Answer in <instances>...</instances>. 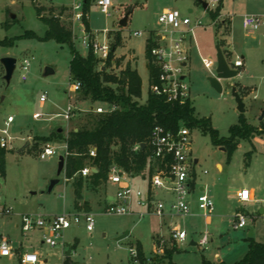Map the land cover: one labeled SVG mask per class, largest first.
<instances>
[{
	"label": "rangeland",
	"instance_id": "374dc122",
	"mask_svg": "<svg viewBox=\"0 0 264 264\" xmlns=\"http://www.w3.org/2000/svg\"><path fill=\"white\" fill-rule=\"evenodd\" d=\"M81 1L0 0V40L6 42L25 31L42 37L46 27L37 18L33 7L42 8L45 17L55 16L65 8L60 20L66 25L72 23L74 49L86 57L87 50L80 43L79 25L72 19V5ZM219 4V15L211 18L210 15ZM129 9L132 11L126 26L120 27L119 22ZM165 9L177 10L191 22L192 33L184 41L189 52L183 74L190 89V103L195 116L210 119L211 126L223 138L229 137L230 128L238 124L241 116L252 130L262 132L264 117L261 121L259 117L264 111V39L258 34H246L241 22L245 15H264V0H221L206 10L202 8L200 0H111L108 15L101 14L90 0L86 15L87 31H109L107 36L113 47L111 66L107 67L106 73L118 76L126 62H129L141 80V97L136 101L140 105L145 104L148 95L145 43L161 29L157 18ZM188 9L192 12L189 13ZM6 20H12L7 29L4 27ZM137 31L142 32L141 37L133 36ZM218 44L230 69H234L237 57L244 58V66L235 69L238 74L234 78L220 80L221 93L216 92L208 81V78L215 76ZM2 57L15 58L16 65L10 83L6 86L4 69L0 64V131L6 129L4 122L7 117H13V122L7 128L11 139L6 149L5 176L0 179V193L11 215L0 217V234L9 239L15 250H18L22 241L25 251L37 252L42 258L48 259L47 264H61V259L65 258V252L70 248H73L70 259L74 264H136L130 255V248L140 244L145 264H151L154 260L156 262L153 264L160 263L164 251L168 249L176 251L172 255L174 264H201L202 258L212 263H218L215 261L219 260L232 264L245 255L250 230L253 232V241L264 243V219L260 216L254 218L263 206L258 200L264 199V136L249 132V136L238 141L237 148L228 160L225 148L214 146L209 136L200 129H189L192 157L199 160L194 168L197 185L191 197L189 215L160 218L145 214L138 218L106 214L104 208L112 200V195L104 199L107 189L103 186L93 191L84 189L82 192L83 199L89 201L93 208L94 228L91 233L82 224L72 225L63 232L60 244L52 249L40 243L41 233L37 231L26 234L24 238L16 227L21 215L75 213L71 180L67 181L63 172L57 175L58 158L64 156L65 143L64 140L56 139L55 135L61 134L64 139L73 129L91 128L93 116L88 114V110L97 104L83 100L78 92H70L71 55L67 46L58 45L52 40L21 38L15 40L12 46H0V59ZM202 58L212 61L209 70L204 67ZM25 59L29 61V68L25 81H21V65ZM116 62L121 63L116 66ZM46 69L52 73L45 75ZM232 89L243 99V114L236 109ZM41 95L46 97L43 104L39 102ZM69 107L75 108L72 111L74 116L66 120L60 114ZM36 113L40 117L35 120L33 115ZM58 129L62 131L58 133ZM26 142L28 146L21 150ZM46 144L56 150V155L41 160L39 154ZM246 153H250L249 160L245 157ZM216 163L221 164L222 168L218 166L217 170ZM55 179L59 183L47 192L50 181ZM132 185L144 191L147 180L135 179ZM199 187L204 189L203 192L214 204L209 220L196 204ZM240 189L253 190L255 201L240 204L235 197V192ZM166 198L163 194L158 196V199ZM238 210L244 211L249 218L244 229L233 230L230 221ZM137 212L146 213L143 209ZM171 224L179 226L186 233V240L182 244L175 245L170 241ZM125 233L127 236L116 241ZM156 237L164 239V242L160 246L162 252L157 250L155 254ZM202 238L207 240L204 245L199 244ZM191 243L195 246H191ZM0 264L20 263L17 256H13L0 258Z\"/></svg>",
	"mask_w": 264,
	"mask_h": 264
},
{
	"label": "built area",
	"instance_id": "2783aa9c",
	"mask_svg": "<svg viewBox=\"0 0 264 264\" xmlns=\"http://www.w3.org/2000/svg\"><path fill=\"white\" fill-rule=\"evenodd\" d=\"M221 0H200V4L205 3L207 8L217 5ZM93 4L103 15H108L111 0H94ZM72 19L79 25L81 46L92 51L98 61V68L103 70L107 62L111 46L109 44V31L101 32L87 31L82 22V1L72 5ZM160 30L149 37L153 43L150 49L152 64L157 67V77L155 83H150L148 79V92L160 96L168 103L183 105L190 103V89L185 81L183 71L187 68L188 50L184 47L187 35L192 33L190 20L182 16L179 11L170 9L162 12L157 18ZM242 29L246 34H258L264 39V15H245L242 17ZM134 37H141L142 32L133 33ZM148 38V39H149ZM206 69H210L212 61L202 59ZM243 67V61L237 58L232 70ZM29 68V61L23 60L21 65V81H25L26 73ZM80 89L79 83L71 85L70 92L76 93ZM46 100L45 95L39 98L40 104ZM75 108L69 107L60 115L66 120H70L72 111ZM116 109L115 106L104 107L101 105L91 106L88 111L94 114L110 113ZM39 114H34L33 119H39ZM13 122V117L9 116L4 122L6 129L0 131V148L8 149L10 137L7 133L9 124ZM141 145V144H140ZM135 145L133 151L141 148ZM149 157L143 173L139 176H131L116 165L109 167L105 187L114 188L113 199L105 205L104 212L115 216H135L142 218L145 214L155 215L163 218L166 215H189L191 197L196 190V173L198 165L192 157V138L191 131L184 125H180L177 131L167 130L162 126L156 125L150 132L148 139ZM66 150V149H65ZM64 151V155H65ZM56 155V150L49 144L44 145L39 154L41 160L50 159ZM89 156L95 157V149L89 150ZM95 170L86 166L78 174L82 178H87ZM147 180V188L141 191L132 185V180ZM159 194L167 196L166 199H158ZM171 198V200H169ZM235 197L240 204H247L255 201L254 195L247 189H240ZM263 204L260 208L262 214L255 213V217L264 219V199L258 200ZM198 210L209 219L214 211L212 199L203 191L196 195ZM145 210L146 213H139L137 210ZM11 210L6 206L0 193V217H8ZM249 215L244 211L238 210L230 221L233 230L244 229L247 226ZM253 218V219H254ZM82 224L84 229L91 233L94 228V219L91 212L80 211L73 214H59L50 216L41 215H21L17 225L20 232L24 235L33 231L41 233L42 245L50 249L58 246L63 239V232L72 225ZM186 233L179 226H173L170 230V241L175 244H182L186 240ZM206 238H202L200 245L206 244ZM159 253L162 252L157 246ZM157 253V252H156ZM130 255L136 262V250L130 248ZM17 256L20 264H47V259L42 258L37 252H19L11 245L7 237L0 234V257L10 258Z\"/></svg>",
	"mask_w": 264,
	"mask_h": 264
},
{
	"label": "trees",
	"instance_id": "16d2710c",
	"mask_svg": "<svg viewBox=\"0 0 264 264\" xmlns=\"http://www.w3.org/2000/svg\"><path fill=\"white\" fill-rule=\"evenodd\" d=\"M89 6L90 0H82V22L86 30L88 29L86 15L89 12ZM33 8L37 18L46 27L44 35L39 37L31 31H25L22 35L10 38L6 42L0 40V46H12L15 40L21 38L37 39L39 41L52 40L58 45L67 46L71 55L69 63L70 85L80 84L78 93H80L83 100H89L104 107L111 105L116 107L114 111L104 114H94L88 111V114L93 116L91 128L84 127L76 131L72 130L64 139L61 138V134L55 133V138L64 140L65 143L66 154L64 155L63 173L67 181L71 180L73 209L75 212L91 211L89 203L83 201L82 192L84 189L93 191L105 187L110 166L116 165L131 176H139L143 173L149 157L147 145L149 135L156 125L172 131H177L180 125H184L189 129H200L209 136L214 146L225 148L228 160L237 148L238 141L245 139L249 132L252 135L257 133L259 136H264V130L262 132L252 130L253 128L248 125L247 120L241 116L238 124L230 128L229 137H219L218 131L211 126L210 119L196 117L194 108L190 103L183 105L168 103L164 98L150 92H148L145 104H138L136 100L141 97V80L136 70L132 69L129 63L126 64L118 76L106 73L107 67L111 66L113 47H111L105 69L101 70L98 68V61L91 50L84 57L74 49L72 23L69 22L66 25L62 24L60 20V15L65 8H62L59 14L49 17L42 15V8L35 6ZM220 9L221 5L219 4L214 13L210 15L211 18L219 15ZM50 11L53 12V10ZM131 11L129 9V15ZM69 17H71V14ZM11 22L12 20H6L4 27L7 29ZM152 46L153 43L150 38L147 39L144 55L147 62L149 82L155 83L157 67L152 64L150 54ZM218 47H220L219 44ZM120 63L116 62L115 65L119 66ZM137 144H144V148L133 151V147ZM91 148L95 149V157L89 156ZM7 152L6 149L0 148V179L5 176V156ZM245 157L249 160L250 153H246ZM86 166L94 168L96 172L87 178H82L78 172ZM135 250L137 253L136 264H145L146 259L143 256L140 244ZM174 252H176L174 249L165 250L161 262L157 264H174L172 261ZM154 262L156 261L154 260ZM63 264L74 263L70 261L69 257H65ZM201 264L227 263H212L202 258ZM232 264H264V243L253 241L252 237L248 238L245 255Z\"/></svg>",
	"mask_w": 264,
	"mask_h": 264
},
{
	"label": "water",
	"instance_id": "95a60500",
	"mask_svg": "<svg viewBox=\"0 0 264 264\" xmlns=\"http://www.w3.org/2000/svg\"><path fill=\"white\" fill-rule=\"evenodd\" d=\"M91 2H94V0H91ZM202 7L204 10H206L207 5L205 3L202 4ZM129 14L127 13L125 15V17L119 22V26L120 27H125L127 24V19H128ZM14 18V17H12ZM216 72H215V76L208 78V81L210 83V86L218 93H221L222 91V87L220 84V80H227V79H231L234 78L237 75V72L235 70H232L229 68L223 53L221 51V49L217 46L216 47ZM0 64L4 69V76H3V80L5 81L6 86L10 83V80L12 78L13 72L15 70V65H16V59L12 58V57H2L0 59ZM52 71L50 69H46L45 70V75H49L51 74ZM232 93L233 96L235 98V102L237 104V111L240 114H243L245 112L244 109V104L242 101V98L238 95V93L232 89ZM3 99V97H2ZM264 117V111L261 113V116L259 117V121H261ZM62 130L58 129L57 132L60 133ZM28 142L25 143V145L23 146V148L21 150H23L26 146H28ZM141 148H144V144L140 145ZM64 169V156H59L58 158V168H57V175H60L63 172ZM96 170H93L92 173H95ZM59 183L58 179L55 180H51L50 181V185L47 189V192H50L53 188V186L55 184ZM263 210L260 209L259 210V214H262ZM125 236H127V233H125L124 235L118 237L116 239V241H120L121 239H123ZM253 236V232L252 230L249 231L248 233V238H251ZM70 250L67 251V256L70 255Z\"/></svg>",
	"mask_w": 264,
	"mask_h": 264
},
{
	"label": "crops",
	"instance_id": "0c3cea01",
	"mask_svg": "<svg viewBox=\"0 0 264 264\" xmlns=\"http://www.w3.org/2000/svg\"><path fill=\"white\" fill-rule=\"evenodd\" d=\"M202 6V5H201ZM203 8V7H202ZM207 9V8H206ZM166 10H168V9H165V10H163V12L164 11H166ZM189 13H191L192 12V10L191 9H188L187 10ZM128 20V19H127ZM230 23V22H229ZM242 25V24H241ZM185 47V46H184ZM187 50H188V52H189V49L187 48V47H185ZM229 51V53H230V56H231V51L230 50H228ZM227 55V54H226ZM83 56V55H82ZM223 56H225V55H223ZM224 58H226V57H224ZM238 58V57H237ZM203 59V58H202ZM240 59L243 61V66H244V58L243 57H240ZM226 60V59H225ZM129 62H126V64H128ZM130 67H131V65H130ZM132 69H134V70H136L134 67H131ZM230 68V67H229ZM137 72V71H136ZM138 74V73H137ZM242 101H243V99H242ZM191 104V103H190ZM192 106V105H191ZM203 118V117H202ZM73 131H76V129H73ZM64 151H65V147H64ZM63 155H64V153H63ZM195 160L197 161V163H199V160L198 159H196L195 158ZM218 166H220L221 168H222V166H221V164H219V163H216L215 164V167H216V169H217V167ZM218 170V169H217ZM222 170V169H221ZM220 170V171H221ZM196 185H197V175H196ZM106 193H105V195H104V199L108 196V195H112V199H113V193H114V188L113 187H111V186H108V187H106ZM198 191H204V189L202 188V187H199L198 188ZM237 191H239V190H237ZM236 191V192H237ZM236 192H235V194H236ZM250 192H252V194L254 195V193H253V190H250ZM83 201H85L84 199H83ZM112 201V200H111ZM86 202H88L89 203V201H86ZM110 202V201H109ZM89 205H90V208H91V211L90 212H92V205H91V203H89ZM166 216H169V215H166ZM165 217V216H164ZM169 217H171V216H169ZM207 220H209V219H207ZM16 227H17V225H16ZM173 226H172V224H171V226H170V228H169V232H170V230H171V228H172ZM25 238V237H24ZM164 242V239H161V238H158V237H156L155 239H154V249H153V253H155L156 254V252H157V246H161L162 245V243ZM23 242L21 241V243H20V247L18 248V251L19 252H21V253H23V252H29V251H25L24 249H23V244H22ZM191 246H195V244L194 243H191L190 244ZM73 248H70L69 250H70V252L71 251H73L72 250ZM68 251V250H67ZM67 251L65 252L66 254H67ZM71 254V253H70ZM63 256V255H62ZM65 257H69V259H70V255L69 256H67V255H65ZM1 258V257H0ZM45 259H47V258H45ZM64 260V259H63ZM63 260L61 259V264H63ZM71 260V259H70ZM72 261V260H71ZM47 262H48V259H47ZM215 262H221V261H219V260H216ZM72 263H73V261H72Z\"/></svg>",
	"mask_w": 264,
	"mask_h": 264
}]
</instances>
